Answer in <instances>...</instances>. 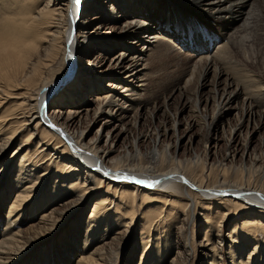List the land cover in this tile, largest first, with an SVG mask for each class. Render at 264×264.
I'll return each mask as SVG.
<instances>
[{"label": "bare ground", "instance_id": "1", "mask_svg": "<svg viewBox=\"0 0 264 264\" xmlns=\"http://www.w3.org/2000/svg\"><path fill=\"white\" fill-rule=\"evenodd\" d=\"M75 1L0 0V161L17 146L0 167V264H117L137 210L147 204L155 206L142 214L140 244L126 264H188L187 235L176 229V238L171 221L179 214L188 221L191 208L194 216L196 211L204 214L206 262L221 264L219 245L231 206L237 213L227 235L231 264H264V145L257 153L248 147L264 129V35L251 37L254 29L264 27L257 0ZM161 21L215 36L198 47L208 48L210 55L199 54L191 70L170 81L169 95L182 77H189L184 87L198 77L202 95L212 82L215 89L224 84L215 96L240 84L221 98L207 127L209 136L215 134L240 96H246L242 116L254 117L257 129L239 153V165L233 161L238 155L233 145H238L242 123L230 133L227 164L207 166L202 159L175 157L176 149L192 140L191 124L176 136L186 106L170 129L157 128L142 142L130 139L125 125L136 128L146 120L157 90L156 65L170 57L188 63L192 57L180 53L177 27ZM148 32L154 34L145 37ZM214 43L218 48L213 51ZM117 47L122 50L112 55ZM107 55L111 60L105 67ZM238 61L246 74L234 67ZM255 66L263 68L258 76L250 71ZM208 77L214 80L208 82ZM222 77L226 79L219 82ZM244 77H262V85L255 89ZM152 109L150 120L159 111ZM170 132L175 136L171 146L166 145ZM152 137L155 145L142 156L136 143ZM129 139L131 153L113 149ZM30 145L7 180L12 157Z\"/></svg>", "mask_w": 264, "mask_h": 264}, {"label": "rangeland", "instance_id": "2", "mask_svg": "<svg viewBox=\"0 0 264 264\" xmlns=\"http://www.w3.org/2000/svg\"><path fill=\"white\" fill-rule=\"evenodd\" d=\"M260 2L258 0H257V3L255 2V4L258 6L256 12H258V10L261 12H264V0H261ZM75 5H76V1H75ZM107 8L108 7H106L105 9L107 10ZM89 17H86V18H89ZM161 24H165V21H161ZM165 25H167V27H169L171 29L174 26L177 27L178 33L180 34L179 45H182V48H180L181 51L180 50L179 51L181 54H189V55H192V57H190L191 59L189 58L188 63L182 61V60H184L182 57L178 58L177 60L174 57H170V59L163 60V61L159 62V64L156 65L155 73L153 75L155 76L154 80L157 82V90H155V92L153 93L154 94L153 95L154 101L151 100V102H148L149 104L147 107L146 120L144 121L143 124L141 123L140 125H138L139 127L130 128L128 125H125V128H128L131 131L130 132L131 133L130 139L139 137L141 140L140 142H142V139L146 136V134L147 135L154 134L155 129H157V128L162 129V130L165 128H166V130L170 129V127H172L171 123L174 121V116L176 114H178V112L181 111L183 106H186L183 115L179 116V118L177 120L180 123V125L177 128L176 136H178L180 134V132L181 133L186 132L187 128L189 127L188 124H191L192 131H190V134L188 136L190 137V135H191L192 140H191V143L190 144L188 143V145L185 148H183V149L177 148L175 151V157L177 159L179 158L180 160L182 159L183 162H187L188 159L192 160V161L194 160V162L197 159L198 160L202 159L204 161H207V166L212 165V164L217 166L218 163H215V162H221L223 160H225L224 163L227 164V162L230 161V159L228 161H226V158H227L226 154L229 153V149H230V143H229L230 133L236 128V125H239L240 123H242V129H241V132L239 133L240 136L238 138V145H235V146L233 145V148H234L233 150L236 149L235 151H236V153H238V155H239V153L241 154V150H243V148L245 146V142L250 140V137H251L250 133L253 131V129H255V128L257 129V127L255 125L256 121L254 122V117L252 119L251 116H249V118L248 117L245 118L242 116L243 114H246V106H244V105L242 106L244 100L246 101V99H245L246 96L244 94H242L240 96V98L238 99V101L236 103V107H234L235 110L233 109L234 111L232 110L230 113V117H228L227 120L225 119L224 123L219 126V128L216 130L215 134H213L212 136H209L208 132H207V127L211 124L212 118L215 117V115L217 114V111H216V110H218L217 107L220 105L221 100H223L221 98H223V96H225L226 93H229L230 91L232 92V90L234 88L239 89L240 84H238L236 82L237 86L235 85L234 87H232L231 90H228V91L226 90L224 92V94L219 93L215 96L214 95L215 91L221 90L222 86L224 84L220 85V87H218L219 89H215V86H213V82H212L210 85L211 86L210 89L208 87L207 91L203 94L204 95L203 96L200 89H199V91L197 90L198 77L197 78L193 77V79H191L189 86H187V87H184V86H185V81L189 77H184V78L182 77L181 80L178 82V90L175 91L173 94L169 95L170 81L176 79L175 77H177L179 72H181L182 70L186 69V72L191 70V68H193V65L196 63V61H198L200 55H203V53L210 55L208 53L209 52L208 48L206 49V51H204L203 49L198 48V47H199V45H203L205 39H211V38L214 39L215 36L211 32H209L205 29H202V28H197V30H194L192 28L189 31H186L185 26H181L177 23H166ZM109 28H111V26ZM263 29H264L263 26H259L256 30L254 29L255 33L251 37L252 38L255 37L256 39L261 38L264 35ZM105 31H106V33H108L110 30L105 29L104 32ZM152 33L153 32L146 33L145 37H151L154 34V33L153 34ZM215 44L216 43H214V45H213V51L215 48H218V44H216V45ZM139 45L140 44H138V48L141 47V45L140 46ZM121 50H122L121 48L117 47V49L113 50L110 53L112 55H114V54L119 53ZM105 57H106L105 58V60H106L105 61L106 66L105 67H107L109 65V61L111 59H109L108 55ZM171 60H172V62H171ZM241 63L242 62L238 61L237 66H234V67L237 69V71L239 70L241 72V74L244 75V74H246V71H245L246 67H244L243 63L242 64ZM180 65H182V66H180ZM248 69H250V68H248ZM253 69H254V67H252L250 69V71L255 72L256 75L258 73L260 74L261 70H263V68L258 67V66H255L254 71H253ZM200 70H201V66L199 68H196L197 73ZM252 74L255 75L254 73H252ZM244 78L250 84L252 83L253 88H255V89L257 88V86L262 85L261 84L262 83V77H247V78L244 77ZM225 79H226V77H222L219 80V82L220 81L224 82ZM213 80L214 79H212V77H208V82L213 81ZM74 82H75V80H74ZM103 82H108V80H106V79H105V81L102 80V82L100 81L99 84L101 86H103ZM242 90L243 89H240V91H242ZM210 93H212V94H210ZM154 102L156 103L155 105H153ZM44 105L47 106V104H44ZM137 106H139V105H137ZM152 106L157 107L159 110L158 114H155L154 120H150L148 117V115L151 116V114H152V111H153ZM223 106H224V104H223ZM44 114H46L45 110H44ZM142 115H144V114H142ZM120 129L121 128H119L118 130H120ZM134 129H136V130H134ZM92 132H93V130H92ZM257 133L258 134H255L253 136L254 139H252L251 143L248 145V147H250V149H253L255 151V153H257L258 150L262 149V147L264 145V129H262L261 131H257ZM35 135H36V137H38L39 131L35 132ZM93 135L91 133L90 135H88V137L92 138ZM174 137L175 136H173L171 132L167 133L166 134V142L167 141L168 142L166 143V145L171 146V144H173V142H174V139H175ZM130 139H129V141L128 140L119 141L115 147L113 146V149H115L117 151V153H119L121 150H123V148H125L127 151H130L129 153H131V149L129 146L130 142H131ZM154 139L155 138L152 137L151 139L148 140L147 143H144V144L136 143V146L138 147L139 153L142 156H147L149 154V152H151L153 146L156 143V142H154ZM32 141L34 142V140H32ZM32 141H31V145L33 144ZM121 143H122V145H121ZM185 144H187V143H185ZM31 145L29 147L23 148L18 154L15 155V157H12L9 166H8L7 170L5 171V173H6L5 178L7 180H9L10 178L12 179V176L14 174L13 171L10 172V169L14 168L17 160L22 155H24L26 150H28L27 148H30ZM16 148H17V146H11L8 149V151L3 155V158L0 161V167L2 166V163L6 162L8 159H10V157L12 156V154H13L14 150H16ZM183 150H184V152H183ZM173 151L174 150H172V152ZM238 155L235 156L233 159V161H235L234 163L236 165L237 164L239 165V163H241V159H240L241 155H239V156ZM53 170H54V168H53ZM105 189H106V187L103 186L102 190L104 191ZM137 201H138L137 204H139V207H140L142 205V202L140 200H137ZM89 205H90L89 203H87L85 205V210H86V208L89 207ZM154 206L155 205H153V204H150V205L147 204L146 206L137 210L138 215H137V218L135 220V227L133 228L132 236H131L126 248H124V251L121 253L119 259H117V264H126L125 262L131 256L134 245L140 244L139 226L141 223V216L146 210H149L150 208H154ZM196 213H197V215L194 216L193 210L191 208L188 221H182V215L183 214H179V216L177 215L176 221H171V224H174V226L171 225V227L173 228L172 231H173V234L175 237L177 234V233H175L176 229H178V230L182 229L187 235V243H188V248L190 251V257H189L188 264H208L209 262L208 263L206 262V257L204 256L203 250L201 248L202 243L205 242L204 237H203V232H202V228H203L202 225L205 222L204 214L201 211H196ZM34 214H35L34 217L37 218L38 212L34 213ZM236 216H237V213H235L234 208L231 206V210L229 212V218L227 221H225L223 223L222 236H223L224 242L219 245V248L221 250V258H222L221 264H231V259L228 258V256H227L228 255V246H229L227 235L230 232V228L235 223ZM169 221L170 220L168 218V222ZM56 237H59V235L57 234ZM259 237H261V236H259ZM203 244H205V243H203ZM148 245L149 246L151 245V241H149ZM136 250L139 251L140 246ZM137 255L138 254H136V257H137L136 261H139L140 255L139 256H137ZM77 260H78V256L74 257L73 262H77ZM133 260H135V258Z\"/></svg>", "mask_w": 264, "mask_h": 264}, {"label": "snow or ice", "instance_id": "3", "mask_svg": "<svg viewBox=\"0 0 264 264\" xmlns=\"http://www.w3.org/2000/svg\"><path fill=\"white\" fill-rule=\"evenodd\" d=\"M76 3H79V0H76Z\"/></svg>", "mask_w": 264, "mask_h": 264}]
</instances>
